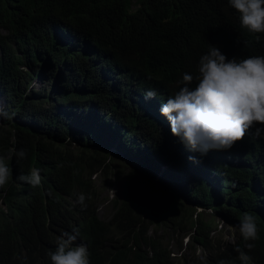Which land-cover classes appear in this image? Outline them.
Wrapping results in <instances>:
<instances>
[{"label": "trees", "instance_id": "1", "mask_svg": "<svg viewBox=\"0 0 264 264\" xmlns=\"http://www.w3.org/2000/svg\"><path fill=\"white\" fill-rule=\"evenodd\" d=\"M209 45L228 59L264 55V32L242 27L228 0H0V99L13 114L0 118V155L12 170L0 186V264L46 262L53 234L75 225L73 200L91 264H173L147 232L151 222L185 213L176 223L195 226L193 241L208 247L212 221L194 219L197 206L231 211L237 224L244 212L255 215L259 239L247 242L254 248L241 235L237 247L264 264V133L256 137L251 128L231 149L201 154L160 124L170 122L158 94L178 91L175 70L196 66ZM37 79L50 88L36 89ZM149 89L157 95L146 101ZM108 133L119 153L99 147ZM20 149L26 158L12 155ZM120 155L137 162L129 192L115 197L113 215L103 220L91 178L106 177L111 157ZM32 169L42 177L38 186L16 180ZM142 174L173 192L158 191L160 199L150 186L151 213L137 205Z\"/></svg>", "mask_w": 264, "mask_h": 264}, {"label": "clouds", "instance_id": "2", "mask_svg": "<svg viewBox=\"0 0 264 264\" xmlns=\"http://www.w3.org/2000/svg\"><path fill=\"white\" fill-rule=\"evenodd\" d=\"M228 3L239 13L242 27L249 32H264V0H228ZM190 62L180 64L174 72V85L179 90L171 94L162 89L164 94H158L160 99L166 102L162 103L159 112L170 122L162 119V126L171 128V133L190 151H199L201 154L210 149H231L251 128H255L253 135L256 137L264 133V55L228 59L218 47L209 45V50L201 55L196 66L194 60ZM156 95L154 89H149L144 93V98L147 101ZM0 118L10 120L13 114L0 105ZM257 123L260 127H256ZM12 155L23 159L27 153L25 149H20L13 150ZM7 159L8 157L0 155V186H4L12 177ZM189 160L195 162L194 157L190 156ZM16 180L36 187L41 183L42 177L38 169H32L29 174L21 173ZM84 200L83 194L77 198L81 205ZM68 207L69 214H74L72 220L75 225L57 229L59 232L53 234L47 261L42 264H91V246L83 237L84 227L78 224L80 208L75 200ZM198 208L211 210L228 219L224 211L220 213L215 209L200 206L194 208V219L198 217L197 213H200L197 212ZM182 226L193 227L185 225L184 220ZM238 229L246 242L245 247L248 250L254 248L253 243L247 242L259 239L257 217L250 212H244ZM196 233L195 228L193 234L189 233L185 244L186 248L188 244L190 248L196 244L200 254L182 264H253L251 256L237 247V241L233 248L220 242H207L208 247H203L193 241ZM160 242L162 243L161 240ZM165 255L170 258L169 251L165 252ZM218 257L222 258L217 259ZM42 258L38 257L33 264H41ZM25 261L27 260L19 264Z\"/></svg>", "mask_w": 264, "mask_h": 264}, {"label": "rangeland", "instance_id": "3", "mask_svg": "<svg viewBox=\"0 0 264 264\" xmlns=\"http://www.w3.org/2000/svg\"><path fill=\"white\" fill-rule=\"evenodd\" d=\"M41 84L47 86L48 89L50 88V83H48L45 79H37L33 83V86L38 89ZM4 104V98H1L0 105L3 106ZM72 147H76V145L73 144ZM99 147L108 148V151L115 153H119L120 150L118 142L112 143L111 134L109 133L102 137L101 145ZM120 156V158L117 156L111 157L113 162L110 164L108 169L109 173L106 177L95 173L91 178L97 188L96 193L98 194L95 201L96 213L103 220H107L113 215L115 210L112 205L114 204L115 197L120 198L129 192L127 184L128 176L131 171V167L137 162L135 159H128L130 161L127 162L124 158H122L124 157L123 155ZM141 177L145 179L146 185L145 188L141 190V193H138L140 199L138 200L139 203L137 205L144 209L145 213H151L152 207L149 204V197L153 194V192L150 190V186L157 191L155 196H159L160 199H162V196L158 191H166L169 197H172L173 192L170 188L166 189V187L160 183L158 177H152L147 174H142ZM2 203L3 201H0V205H4V203ZM223 211L228 219L222 218L220 215H217L211 210L202 208L197 209V212H200L199 214L204 221H212L213 227L208 235V241L211 243L220 242L221 244L227 245L229 248H233L232 246H234L235 242L240 237L238 229L239 224L231 221L230 218H233L231 211ZM199 214L197 213V215ZM185 215L188 214L185 213ZM184 216H180L179 218ZM177 220H170L165 225L151 222L147 235L153 236L154 238L162 241L164 247L170 252V258L173 264H182L183 262L188 263L191 258L197 257L200 254L199 247L196 244L192 246L193 248L189 247L190 244H188V247L186 248L187 244H185L187 237H189V233L193 234L196 227L193 226L180 229L179 225L176 223Z\"/></svg>", "mask_w": 264, "mask_h": 264}]
</instances>
